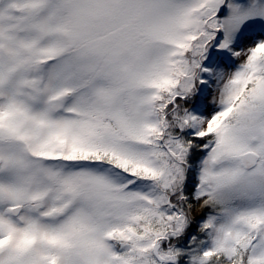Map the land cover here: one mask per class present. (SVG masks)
<instances>
[{"label": "rangeland", "instance_id": "374dc122", "mask_svg": "<svg viewBox=\"0 0 264 264\" xmlns=\"http://www.w3.org/2000/svg\"><path fill=\"white\" fill-rule=\"evenodd\" d=\"M0 157V264H264V0H0Z\"/></svg>", "mask_w": 264, "mask_h": 264}, {"label": "trees", "instance_id": "16d2710c", "mask_svg": "<svg viewBox=\"0 0 264 264\" xmlns=\"http://www.w3.org/2000/svg\"><path fill=\"white\" fill-rule=\"evenodd\" d=\"M187 42H188V45L191 46L192 43H191L190 40H186L184 46H186ZM180 46H181V50H182V46L183 45H180ZM180 46H179V50H180ZM189 49L190 48L187 47L186 49L182 50V52H181V54L184 57H186L187 60L184 61V60H178L177 59L176 61L172 62L173 65L169 64V66L167 67V75H166V82H165L166 85L167 84L168 85L167 86L165 85L163 91L160 90V89L159 90L157 89L155 97H154V99H152V102H154V110H155L156 114L158 115V118L156 119V131H157V133L159 131H161V130L164 131L163 127H162L163 126V122H162L163 113H162V111H163L164 108H158V107L156 108L155 107L156 101L159 102V103L163 102L164 101V97H166V95L169 92H171L172 87H174L176 89V92L185 93V94H189L191 92V90L194 88V84L196 82L195 78L197 77V76H195L196 74L194 72L198 73L199 70L196 69L197 68V65H196L197 62L194 63V60L192 58L193 55L190 53ZM174 59H175V57H174ZM182 61H184V62H183V64L180 65V62H182ZM187 64H188V66L186 67L187 68L186 71H183L182 70L183 66H185ZM188 82H189V84H188ZM169 83H170V86H171V90H169V88H168L169 87ZM180 83H183L185 86H180ZM188 85L191 86V87L189 88ZM181 100H182L181 96H178L177 97V101H179V103L181 102V104H184L185 102L183 100L182 101ZM172 105H173V103L170 102L169 106H168L169 107L168 111L173 110L172 109ZM170 106H171V108H170ZM184 108H185V105H184ZM184 108L182 106H180V108H178L179 110H177V111L180 113L181 111H183ZM177 121H179V120H177ZM158 128H159V130H158ZM174 131H177V130L174 128ZM162 133L164 134V132H162ZM150 135L151 134L148 133V136H149L148 139L149 140H150ZM157 137H160L159 134H157ZM108 163H109V165L112 164V162H108ZM186 195H187V201L186 200H181V203H182V205L184 207L188 203H192V199L189 198V196H191V189H189V191L186 192ZM167 208H169V206H167ZM183 213H184V210H183ZM167 215L169 216V214H167ZM166 216H165V218L164 217L163 218H158L159 220H157V219H153L152 220L153 221V223H152L153 226L152 227L155 228V229H158V227L162 228L163 231L160 230L158 232H156V231L153 232L152 236L148 235V239H153L152 237H153V235H155L154 233L159 235L160 232H163V234L166 233L167 237L169 238V240L174 239V236L172 235V232L175 230L174 228L176 226L168 223L167 220H166V223H165V220H163V219H166L167 218ZM145 227H146V229L149 228V226H147L146 224H145ZM138 230H139V233H140L141 230L139 228H138ZM163 248L166 249L165 247H163ZM238 255L239 254H237V256Z\"/></svg>", "mask_w": 264, "mask_h": 264}, {"label": "water", "instance_id": "95a60500", "mask_svg": "<svg viewBox=\"0 0 264 264\" xmlns=\"http://www.w3.org/2000/svg\"><path fill=\"white\" fill-rule=\"evenodd\" d=\"M237 159L243 168H250L256 163L258 159V155L254 152H244V153L239 154L237 156Z\"/></svg>", "mask_w": 264, "mask_h": 264}]
</instances>
